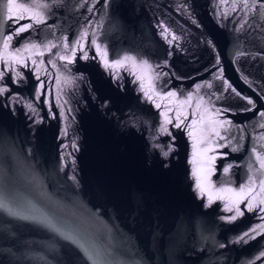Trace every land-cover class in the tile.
Returning a JSON list of instances; mask_svg holds the SVG:
<instances>
[{
  "label": "water",
  "instance_id": "1",
  "mask_svg": "<svg viewBox=\"0 0 264 264\" xmlns=\"http://www.w3.org/2000/svg\"><path fill=\"white\" fill-rule=\"evenodd\" d=\"M43 2L0 0V264H264V0Z\"/></svg>",
  "mask_w": 264,
  "mask_h": 264
},
{
  "label": "snow or ice",
  "instance_id": "2",
  "mask_svg": "<svg viewBox=\"0 0 264 264\" xmlns=\"http://www.w3.org/2000/svg\"><path fill=\"white\" fill-rule=\"evenodd\" d=\"M241 2L243 4L244 8H252L254 6L252 4H249L248 0H241ZM21 6L25 8V12H27V11H29L31 9H35V11L33 12L32 17H31V20H32L31 23L26 24V25H20V27L18 29H16V34L17 35L20 32H23V31H26V30H28L30 28H33L35 24L45 23V21H46V10L50 9V5L48 3L43 2V0H38V2H36V3H33V0H21ZM12 11H13V5H12L11 2H9L6 5V13H5V15L9 19H13L14 18L12 16ZM89 11H91V9H89ZM24 18H25V13H21L17 17H15L17 22H18V20L24 19ZM86 35H87L86 31L84 33H81L80 40H77V41L74 42V44L72 45V55L71 56L57 54L58 58L61 59V60H66L68 63H72V60L75 57V49H76V47L81 46L80 41L83 40ZM12 39H13V36L12 35H8L7 38L3 41V45H4L5 49H7L9 47V42ZM173 39H175V37H173ZM91 43L93 45H96L97 51L99 52L100 51V46L96 43V40L93 39L91 41ZM44 47H45V49H49V48L56 47V45L55 44H45ZM68 47H69V45L66 44L65 48H68ZM31 48L32 49H36L37 45L33 44V45H31ZM29 50H30L29 46L25 45L23 50H21V49H17L16 50V56H19L21 51H29ZM104 55H106V51H105ZM82 58L83 59H88V56H87L86 52L84 53ZM103 58L104 57L102 56V59ZM0 59H3V57H0ZM13 59H15V57H13ZM34 63H35V61H34ZM49 63H53L54 64V61L49 60ZM117 63L120 64V65H124L125 63L130 64V66H131L130 67V72H131L132 75L136 76L137 79H142V76L137 74V69H139L141 73L147 74V76H148V78L150 80L159 78V74L155 72V69H154L153 65L150 64L147 60H138L134 56H125L123 61H118ZM105 66H106V68L113 67V65H110L107 62H105ZM3 75H4V73L0 72V77H2ZM141 87L142 88L144 87L143 83L141 84ZM198 87H200V86H198ZM5 91H7V89L0 87V94L4 93ZM145 95L147 96L148 93L145 92ZM169 95H175V93H169ZM190 100H191V96L188 97V100L185 101V103H187ZM248 103L249 104H253V101L249 99ZM260 115L262 117H264V113H260ZM261 126L264 127V125H261ZM162 131L166 132L167 129H163L162 128ZM216 135L220 136V133L216 132ZM220 138L223 139L222 136H220ZM206 139H207V137L202 138L201 142L203 143ZM205 150H207V149H205ZM165 155H167V153H165ZM213 159H214V157H210L209 158V160H213ZM259 159H260V167H261V169H264V158H259ZM227 171H228V169L226 168L225 172H227ZM252 183H253V181L250 179L249 185L245 186V187H241L239 189V191L241 193H244L245 190H246V187H247L248 191H252L251 186H250ZM196 187L201 192H203V189L201 188V185L199 183V179L197 180ZM259 191L261 193H264V179L260 180V182H259ZM260 203L264 204V198L260 199ZM247 207H248L249 210L252 209L253 204H252L251 200H249V203H248ZM2 208H3V204H0V209H2ZM229 211H231V209H229ZM9 214L10 215H16L15 213H12V212H9ZM242 214L243 213L240 212L239 208H237L236 209V215H242ZM235 218H236L235 216L231 217V219H233V220ZM261 227H264V226H261ZM255 231H256V229H253V232H255ZM248 235H249V233H245V236H248ZM240 239L243 240L244 237H241ZM93 264H95V262H93Z\"/></svg>",
  "mask_w": 264,
  "mask_h": 264
}]
</instances>
